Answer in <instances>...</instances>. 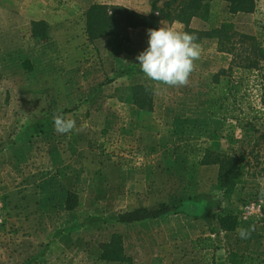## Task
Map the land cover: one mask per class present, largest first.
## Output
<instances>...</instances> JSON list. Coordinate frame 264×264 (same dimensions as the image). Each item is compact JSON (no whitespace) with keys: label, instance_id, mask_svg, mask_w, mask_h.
I'll return each mask as SVG.
<instances>
[{"label":"rangeland","instance_id":"obj_1","mask_svg":"<svg viewBox=\"0 0 264 264\" xmlns=\"http://www.w3.org/2000/svg\"><path fill=\"white\" fill-rule=\"evenodd\" d=\"M108 1L141 14L151 10L153 0ZM74 2L0 0V167L5 169L0 174L5 187L0 190L1 249L22 243L13 236L20 227L8 220L29 215H64L63 232L74 237L65 242L69 251L55 252L45 264H107L100 260V245L121 232L102 221L138 207L155 208L148 204L160 199L176 207L206 196L219 202L220 211L240 217L253 206L264 216V142L257 145L259 135L207 115L213 76L228 69L233 56L219 55L216 40L207 44L204 39L186 85L158 84L140 72L136 59L148 42L144 48L113 37L90 43L82 18L67 14ZM227 5L211 3L207 28L233 23L237 32L256 37L264 48V0L252 15L232 16ZM79 9L80 17L85 7ZM41 18L51 24L52 40L46 45L27 33V24ZM163 24L171 27L161 21L156 29ZM136 31L148 41L147 28ZM251 43L247 40L238 54L244 55ZM138 85L154 90L152 113L132 105L131 93ZM252 102L264 107V84L252 89ZM57 114L75 120L76 127L66 134L56 132ZM256 127L264 133V119ZM216 143L223 152L235 149L242 159L244 175L230 201L216 190L218 166L199 165ZM137 183L146 188L133 189ZM69 191L79 197L72 212L63 208ZM263 216L255 219L264 223ZM158 240L153 244L162 245L164 240ZM232 244L226 239V248Z\"/></svg>","mask_w":264,"mask_h":264},{"label":"trees","instance_id":"obj_2","mask_svg":"<svg viewBox=\"0 0 264 264\" xmlns=\"http://www.w3.org/2000/svg\"><path fill=\"white\" fill-rule=\"evenodd\" d=\"M214 1L227 3L228 13L236 16L254 14L260 0H153L148 16L114 5L94 4L85 14L86 36L90 43L110 37L130 43V30L156 29L161 21H166L184 25V31L194 34L198 43L204 39L216 40L218 52L231 55L233 59L228 69L213 76L206 102L207 115L210 119L232 122L245 133L259 135L258 145L260 141L264 142V133L256 127V123L264 119V107L259 109L252 102V89L264 84V48L256 37L237 32L233 23L225 22L204 32L191 29V22L195 18L208 24L212 22L210 9ZM31 37L38 44H48L52 40L50 25L42 20L32 22ZM247 40L252 43L244 49V55H239L238 52L245 47ZM25 66L29 70L28 65ZM153 95L154 90L138 85L132 90L131 103L141 111L152 113ZM220 148L221 144H217L215 149H207L199 165L218 166L216 190L222 193L226 201H230L244 175L240 165L242 159L235 149L223 152ZM78 204V195L72 191L67 192L65 210L75 211ZM200 210L202 206L198 203H183L176 207L161 203L155 208L140 207L119 213L117 222L132 224L170 215H185L197 220ZM218 222L220 229L229 233H235L241 224L239 215L232 211L227 212L225 208L219 212ZM192 244L194 251L210 253L219 249L211 237H200ZM100 249V260L107 264H133L132 258L125 254L121 234H113L109 242L100 245ZM208 260L210 264H215L214 256L210 255ZM226 263L264 264V258L227 251Z\"/></svg>","mask_w":264,"mask_h":264},{"label":"crops","instance_id":"obj_3","mask_svg":"<svg viewBox=\"0 0 264 264\" xmlns=\"http://www.w3.org/2000/svg\"><path fill=\"white\" fill-rule=\"evenodd\" d=\"M74 3L75 6H72L73 8L69 9L67 14H72V16H75V18H82L81 23L83 27L86 26L85 14L92 5L115 4L114 2L108 0H75ZM82 5L83 7H85V12L80 13L81 15L79 17L77 13L78 11L80 12L79 8ZM129 9L136 12L138 11L137 9H133V7H129ZM150 12L151 10L141 12V14L148 15L150 14ZM41 20L47 21L51 26L50 22L45 18L32 20L27 24V33L29 34V37L31 39L32 22ZM173 24L178 25V30L184 31V25L178 22H175ZM173 24L170 25L173 26ZM210 24H212V22ZM208 25V23L202 21L201 19L195 18L191 22L190 28L193 30L204 32L212 29V27L207 28ZM144 38H147V36H145L142 31L134 30L130 33L131 43L135 45L141 44L143 46L142 48H144L146 43L148 42ZM108 39L109 38H103L100 39V41H95V43L102 42ZM112 41L114 40L112 39ZM205 41H207L205 43L208 44L211 43L210 41L214 42L215 40L205 39ZM215 44L217 45V42ZM147 47L148 45L144 49H146ZM218 54L226 56V54L224 53L218 52ZM4 170L5 169L0 167V174ZM133 185V189L136 190L146 188V186H144L142 183ZM4 188L5 187L3 185H0V190H4ZM137 197L140 198V194H137ZM233 197H236V195L234 194ZM40 198L42 199L45 197L42 195V197ZM45 199L46 204H50L49 199ZM45 199H42V201H45ZM51 202L52 204H56V202H54V197L51 199ZM195 202L202 206L204 209L203 214L199 216V220H194L193 218L185 215H170L155 220H146L135 222L132 224H120L117 222V213L115 217H109L102 222H110L111 226H115L117 227V229L119 228V231L123 236L125 254L127 255V257L132 258L133 264H205L206 262L204 260L209 258L210 255L215 257V264H227V251H235L264 258V238H261V236H264V223H262L261 220L255 219H261L263 216V213H261V210L259 208L256 209L255 213L253 212L252 216L250 214H247V212H244L239 217L241 224L238 230L243 229L248 233L245 239H241L238 230L235 233H229L223 232L220 229V225L218 222V215L220 212L219 202H217L216 204V201L214 199H211V197L207 198L206 196L197 199ZM161 203L172 205V202L170 200L168 201V199H165L164 201L163 199H160L157 203L156 201H154L148 205L155 206ZM183 203L186 204L193 202L186 201L179 203L178 205H181ZM63 208L65 209L64 201ZM133 210L135 209L127 211ZM15 217L17 218L18 216ZM69 218L75 219V216H69ZM8 222H10L11 226L13 224H17L20 227V229H15V231L13 232V236L17 239L21 238L22 243L18 242L17 244L12 246L11 250H7L8 248L6 247L3 250L0 247V261L5 262L3 264H39L40 262L41 264H45V262H48L53 257V254L55 252L63 253L69 251L70 247L68 248L66 246V240L73 239L74 241V237H71L69 233L63 232V230H65V216H60L59 213L50 214L49 217L44 214L29 215L28 219L27 217L25 220L9 219ZM23 230H25V232ZM113 233L120 234L117 232ZM200 237H211L219 249L215 252L210 253L203 251H194L192 243L194 240ZM158 239H161V241L164 240L162 245L153 244L155 242L154 240L159 241ZM175 239H178L179 241H176ZM226 239L233 240V244L231 245V247H225ZM185 241L189 243L188 247L183 244L180 245V243H184ZM107 242L109 241H106V243ZM5 251L7 255H5ZM2 255H4L3 258ZM184 255L187 256L185 257ZM176 259L179 260L172 263Z\"/></svg>","mask_w":264,"mask_h":264},{"label":"clouds","instance_id":"obj_4","mask_svg":"<svg viewBox=\"0 0 264 264\" xmlns=\"http://www.w3.org/2000/svg\"><path fill=\"white\" fill-rule=\"evenodd\" d=\"M148 47L137 57L139 70L148 79L168 87L186 85L201 56V45L197 37L178 30V25L168 27L163 24L158 29H148ZM55 131L60 134L71 132L76 127L75 120L57 114L53 117ZM241 239L247 231L238 230Z\"/></svg>","mask_w":264,"mask_h":264},{"label":"built area","instance_id":"obj_5","mask_svg":"<svg viewBox=\"0 0 264 264\" xmlns=\"http://www.w3.org/2000/svg\"><path fill=\"white\" fill-rule=\"evenodd\" d=\"M248 211H249V214H253V212H255V209L254 207H247Z\"/></svg>","mask_w":264,"mask_h":264}]
</instances>
